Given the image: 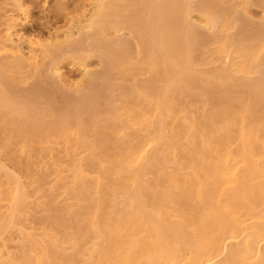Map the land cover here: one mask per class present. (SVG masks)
<instances>
[{
	"label": "bare ground",
	"instance_id": "bare-ground-1",
	"mask_svg": "<svg viewBox=\"0 0 264 264\" xmlns=\"http://www.w3.org/2000/svg\"><path fill=\"white\" fill-rule=\"evenodd\" d=\"M0 8L6 146L34 164L0 156V264H264V0H90L46 40ZM66 65L90 87L47 122Z\"/></svg>",
	"mask_w": 264,
	"mask_h": 264
},
{
	"label": "rangeland",
	"instance_id": "rangeland-1",
	"mask_svg": "<svg viewBox=\"0 0 264 264\" xmlns=\"http://www.w3.org/2000/svg\"><path fill=\"white\" fill-rule=\"evenodd\" d=\"M2 1L3 0H0V3ZM89 1L90 0H68L70 7L68 10L69 12L66 13L65 11L58 12L54 10L55 0H23L28 9L29 15V20L25 25V30L30 35L46 40L50 34L64 31L69 25L70 17L72 15L80 14L81 6L89 3ZM1 13L2 9L0 8V15ZM246 16L252 20L258 21L263 17V12L260 7L251 6ZM97 67L98 66L93 65V69H96ZM64 71L66 72L67 77L73 80L71 85H53L48 76H43L41 79L46 87L53 89V96L51 100L46 98L38 99V107L47 110L48 115L45 118L47 122H52L56 116V111L50 109L51 104L55 107V109H61L66 105V94H70L73 98H77L80 96L82 92L81 90L90 87L88 78L82 77L80 72L75 69V67L66 65L64 67ZM138 77L144 78L145 75H140ZM29 82L33 83L34 80ZM115 82H120V84L125 83L119 80ZM128 83H131V81ZM80 88L81 90L78 91ZM9 121L10 117L6 114H3L0 117V156L4 162L13 166L16 172L21 175L25 181H29L31 180V174L34 169V164H31L29 159L30 152L22 151L21 143H19L20 140L17 138H13L14 141L6 146V139L10 138L12 128ZM34 143L35 148L40 146L38 140ZM34 152L35 151H33V153ZM34 187H36V183L33 182L28 186V190H30L32 194L35 193V196H37L40 192H34ZM46 200H48V198L43 199L44 202H46ZM31 208H34V205H32ZM34 212L35 211H31V213H29V218L32 221L36 220L41 215H46L45 211L37 213Z\"/></svg>",
	"mask_w": 264,
	"mask_h": 264
}]
</instances>
